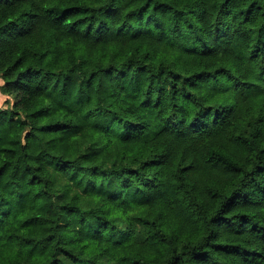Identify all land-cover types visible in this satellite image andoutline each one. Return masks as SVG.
Here are the masks:
<instances>
[{"label":"trees","instance_id":"trees-1","mask_svg":"<svg viewBox=\"0 0 264 264\" xmlns=\"http://www.w3.org/2000/svg\"><path fill=\"white\" fill-rule=\"evenodd\" d=\"M0 80V264H264V0H0Z\"/></svg>","mask_w":264,"mask_h":264},{"label":"rangeland","instance_id":"rangeland-1","mask_svg":"<svg viewBox=\"0 0 264 264\" xmlns=\"http://www.w3.org/2000/svg\"><path fill=\"white\" fill-rule=\"evenodd\" d=\"M2 85V81L0 80V86ZM6 96L3 95V93L0 91V107L4 106V100H6ZM10 99V98H9Z\"/></svg>","mask_w":264,"mask_h":264}]
</instances>
